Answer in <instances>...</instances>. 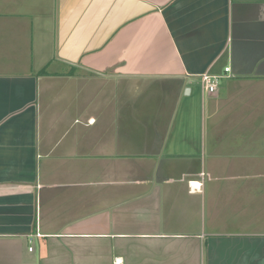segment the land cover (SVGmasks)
<instances>
[{"label": "crops", "instance_id": "0c3cea01", "mask_svg": "<svg viewBox=\"0 0 264 264\" xmlns=\"http://www.w3.org/2000/svg\"><path fill=\"white\" fill-rule=\"evenodd\" d=\"M0 264H264V0H0Z\"/></svg>", "mask_w": 264, "mask_h": 264}, {"label": "built area", "instance_id": "2783aa9c", "mask_svg": "<svg viewBox=\"0 0 264 264\" xmlns=\"http://www.w3.org/2000/svg\"><path fill=\"white\" fill-rule=\"evenodd\" d=\"M224 71L225 72H229V67H225L224 68ZM220 75L219 74H215V73H212L210 71H205L203 73H201L199 75V78H200V84H201V87L207 91L208 93H213L216 91L217 87H218V84H219V80H220ZM39 234L36 233L34 235H29L27 237V241H28V249L31 250L32 247H31V243L33 241V238L34 236H38Z\"/></svg>", "mask_w": 264, "mask_h": 264}]
</instances>
